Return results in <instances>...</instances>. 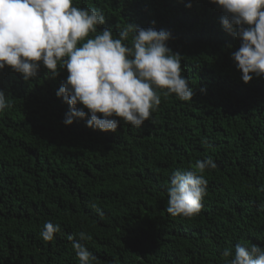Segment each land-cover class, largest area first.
<instances>
[{
	"label": "trees",
	"instance_id": "obj_1",
	"mask_svg": "<svg viewBox=\"0 0 264 264\" xmlns=\"http://www.w3.org/2000/svg\"><path fill=\"white\" fill-rule=\"evenodd\" d=\"M73 5L102 11L98 32L110 27L114 38L129 24L168 30L193 96L158 90L161 104L140 128L115 117L116 132L93 130L87 117L62 122L69 106L56 91L66 69L53 78L41 65L27 81L0 70L9 104L0 111V264H80L68 239L80 232L90 264H227L223 252L237 243L264 248V78L242 82L230 58L240 40L223 29L219 8L209 0ZM206 157L216 167L203 174L200 212L171 216V173ZM48 221L60 226L52 241L40 236Z\"/></svg>",
	"mask_w": 264,
	"mask_h": 264
},
{
	"label": "clouds",
	"instance_id": "obj_2",
	"mask_svg": "<svg viewBox=\"0 0 264 264\" xmlns=\"http://www.w3.org/2000/svg\"><path fill=\"white\" fill-rule=\"evenodd\" d=\"M209 2L222 12L223 29L240 40L230 58L242 82L264 78V0ZM105 21L98 8L76 7L73 0H0V70L10 66L27 81L36 77L41 65L53 78L59 68L66 69L68 75L56 91L69 106L62 122L71 125L74 119L87 117L86 126L93 130L116 132L120 121L115 117L140 128L161 104L158 90L165 98L175 94L181 101H191L193 88L181 75L180 54L167 46L168 30L129 24L114 38L110 27L98 32L97 26ZM90 33L95 35L89 37ZM130 34L129 45L124 42ZM80 41L84 42L77 46ZM7 107L6 92L0 89V111ZM215 167L214 160L206 157L190 170H174L166 212L174 217L198 214L207 191L203 174ZM93 207L103 216L101 208ZM59 231V224L48 221L40 236L52 241ZM79 237V241L71 235L68 239L73 240L80 264H90L95 257L80 242L88 237L84 232ZM223 256L231 257L227 264H264V248L256 244L237 243L234 252L225 249Z\"/></svg>",
	"mask_w": 264,
	"mask_h": 264
}]
</instances>
